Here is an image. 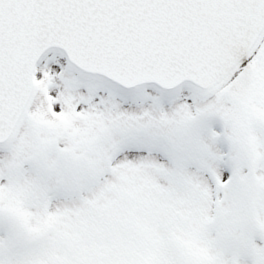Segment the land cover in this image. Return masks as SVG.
I'll use <instances>...</instances> for the list:
<instances>
[{"label":"snow or ice","instance_id":"1","mask_svg":"<svg viewBox=\"0 0 264 264\" xmlns=\"http://www.w3.org/2000/svg\"><path fill=\"white\" fill-rule=\"evenodd\" d=\"M0 264H264V0H0Z\"/></svg>","mask_w":264,"mask_h":264}]
</instances>
